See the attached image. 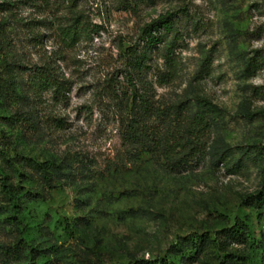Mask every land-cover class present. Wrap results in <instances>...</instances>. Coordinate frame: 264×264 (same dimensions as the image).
<instances>
[{
  "label": "rangeland",
  "instance_id": "374dc122",
  "mask_svg": "<svg viewBox=\"0 0 264 264\" xmlns=\"http://www.w3.org/2000/svg\"><path fill=\"white\" fill-rule=\"evenodd\" d=\"M3 3L0 264H264L263 223L246 202L264 178V0ZM170 14L172 30L149 46L144 28ZM131 51L147 57L140 73ZM168 52L176 76L160 85ZM47 69L68 83L64 97L28 92ZM134 94L159 110L187 103L192 113L197 96L217 107L199 166L176 173L123 143ZM212 147L229 149L234 174ZM34 162L60 166V179L45 184ZM238 225L251 243L220 244Z\"/></svg>",
  "mask_w": 264,
  "mask_h": 264
},
{
  "label": "trees",
  "instance_id": "16d2710c",
  "mask_svg": "<svg viewBox=\"0 0 264 264\" xmlns=\"http://www.w3.org/2000/svg\"><path fill=\"white\" fill-rule=\"evenodd\" d=\"M9 3L0 4V12L9 10ZM175 15L161 16L157 20L147 25L143 30V35L149 46H154L159 39L154 33L161 30L171 31L173 28V20ZM72 34V35H71ZM74 33H70L69 37L73 40ZM146 55L131 51L128 54V60L135 72L140 73L146 67ZM166 71L159 78V84L164 85L173 80L176 76L175 60L170 52L165 55ZM258 67V62H250L247 66V72L251 73ZM30 82L28 92L34 97H39L43 92H54L60 97L65 96L68 90L67 82L60 80L51 69L45 71H35L29 77ZM8 95H12L15 89L12 88ZM131 111L132 117L125 127L123 133V143L127 145H136L145 152L154 153L163 158L166 167L173 172L185 171L199 166L201 161L208 155L207 146L204 142L206 133L210 130L219 111L216 106L207 99L197 96L195 99V108L191 113V106L187 103H180L177 106H170L163 110L153 109L149 97L134 94L132 97ZM158 120V125L152 126V119ZM216 163H222L230 168L234 174L237 170L235 165L229 166V149L223 152H214V147L209 149ZM228 154V155H227ZM195 161V165L191 163ZM45 184H51L54 177L60 179L62 173L59 171L60 166L48 163H30ZM1 192L13 199L17 192L12 185L6 182L1 185ZM248 206L257 210L258 218L262 221L264 227V178L262 188L255 194L246 198ZM225 243L236 242L237 244H249V231L243 226L238 225L231 230L221 232ZM201 241L211 242L207 236L201 237ZM261 252L264 255V230L260 239ZM228 264H233L229 260Z\"/></svg>",
  "mask_w": 264,
  "mask_h": 264
}]
</instances>
